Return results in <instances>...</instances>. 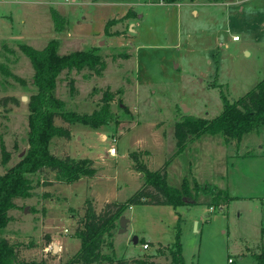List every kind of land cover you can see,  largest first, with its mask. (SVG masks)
Instances as JSON below:
<instances>
[{
	"label": "rangeland",
	"instance_id": "obj_1",
	"mask_svg": "<svg viewBox=\"0 0 264 264\" xmlns=\"http://www.w3.org/2000/svg\"><path fill=\"white\" fill-rule=\"evenodd\" d=\"M92 1L0 0V174L18 162L29 147V98L23 97H30L36 90V72L21 44L40 50L58 37L59 53L67 54L90 48L91 39L97 45L105 41L104 73L98 75L88 68L64 70L58 79L57 95L69 108L92 113L103 105L104 93L112 91V107L123 123L103 127L105 131L96 129L100 135L106 133V142L95 129L71 125L59 117L56 123L69 127L72 138H54L52 152L58 157H95L106 154L117 139L119 153L118 161L112 160L113 171H121L120 184L124 188L116 197L125 200L134 192L135 182L125 173L130 161L120 157L136 149L140 142L135 137L149 135L146 128L153 122L162 127L168 183L179 187L186 177L191 188L194 184L209 188L198 191V203L194 205H132L125 212V221H119L113 232L115 253L109 246V237L104 252L116 264H144L150 258L159 264H171L166 255L151 254L159 245L178 241L185 264H225L228 246L231 255L238 252L240 244L243 249L252 248L264 229V124L246 133L240 142L225 140L221 134L201 135L190 140L180 153L174 128L180 113L208 119L219 114L220 91L236 98L262 80L264 0H195L196 13L179 15L163 13L165 9L159 7L143 8V15L139 13L135 18L133 28L132 21L118 27V32L125 34L121 46L106 34L96 40L91 37L106 26ZM179 1L182 8L188 9L189 0ZM54 9L61 11L57 10L63 19L65 12L69 18L60 31L52 17ZM82 14L92 15L90 23L86 28H76L75 34L89 38L72 41L69 21L74 31V26L84 20ZM233 36H239V40H233ZM113 45L129 46L130 57L124 58L121 51L112 50ZM11 97L19 102H13ZM120 99L134 111L131 115L119 108ZM5 151L10 154L8 162L4 159ZM137 152L143 154L141 159L146 163L147 151ZM142 178L145 182L143 174ZM31 193L30 197L15 199L5 236L16 246L20 259L63 264L81 246L76 230L86 212L87 183H65L55 171L45 168L34 175ZM220 203H225L222 209L218 208ZM135 236L139 243L134 242ZM149 240L152 245L146 250L143 244ZM250 262L248 257L237 264Z\"/></svg>",
	"mask_w": 264,
	"mask_h": 264
},
{
	"label": "trees",
	"instance_id": "obj_2",
	"mask_svg": "<svg viewBox=\"0 0 264 264\" xmlns=\"http://www.w3.org/2000/svg\"><path fill=\"white\" fill-rule=\"evenodd\" d=\"M163 4H173L176 0H157ZM138 14L130 9L121 19H110L105 28V34L113 35L111 27L126 21L129 18H137ZM52 17L57 24V30L63 28L66 19L61 17L57 10L52 11ZM62 24V26H61ZM60 39H53L43 49L22 43L21 49L30 56L34 68L35 91L28 101L30 113L28 116L29 147L20 160L0 174V264H37L33 261L20 259L17 248L10 243L5 236L6 227L10 222V209L15 207L16 198L32 196L34 175L43 169L50 168L65 183L78 182L83 177H94L97 171L94 161L90 158H74L71 156L58 157L52 152L53 139L57 137L72 138V131L66 125L56 123L61 118L71 125L82 124L92 130L110 126L112 123L121 124L112 107L115 94L106 91L102 97L100 108L92 113H81L68 107L66 102L57 95V85L60 75L64 70L88 68L98 75L104 73L107 66L105 50L107 45H92L90 48L75 50L72 53L61 54L58 47ZM114 51H121L124 58L130 57L129 46L111 47ZM26 84L25 80H21ZM72 90L73 83L71 86ZM222 110L211 119L180 113L174 128L177 153L182 152L190 140L201 135L212 136L221 134L225 140L235 139L242 141L246 133L253 131L264 124V77L251 89L236 98H230L220 91ZM9 98H6L7 100ZM13 102L18 103L16 97H11ZM119 108L126 114L131 115L129 106L119 100ZM10 154L5 151L4 159L8 162ZM130 156L135 161L136 169L144 175L145 182L126 201H113L104 205L101 211L95 208L91 199L86 201V212L79 221L76 236L81 240L80 248L63 264H116L113 257L104 252L106 237L111 238L109 246L115 253V243L112 242L113 232L118 227V222L124 218L125 212L136 204H167L173 208L179 205H194L197 202L198 191H207L208 185L200 187L197 184L191 188L189 181L184 177L179 187L168 183L167 164L164 163L159 169L151 170L141 159L143 154L133 151ZM193 190V192H192ZM213 201H217L214 196ZM166 255L171 264H185L182 255V246L178 241L170 245L159 246L151 255ZM152 257V256H151ZM256 260L264 263V252L256 254ZM150 258V256H149ZM142 262V261H139ZM159 264L152 258L144 264ZM166 264V263H163Z\"/></svg>",
	"mask_w": 264,
	"mask_h": 264
},
{
	"label": "crops",
	"instance_id": "obj_3",
	"mask_svg": "<svg viewBox=\"0 0 264 264\" xmlns=\"http://www.w3.org/2000/svg\"><path fill=\"white\" fill-rule=\"evenodd\" d=\"M194 1L195 0H189L188 9L182 8V3L179 0L174 1L173 4H163V3L158 2L157 0H110V1L106 0L105 2H103L101 0H93L92 3H94L97 6V8L99 9V13H100L99 16L102 18V22H104L103 25H107V23L110 19H115V18L121 19V18H123L128 13V11L130 9H133L138 15H139L140 11L143 10V8H148V7H150L149 9L156 8V7L164 8L165 11H163V13L170 11L172 13L176 12V13H178V15H179V12H191V13L195 12L196 13L198 11V9L193 7L195 5ZM54 10H56V9H54ZM57 10L60 11L59 9H57ZM71 13H72V11H69L68 15H71ZM140 15H143V14L140 13ZM76 17H78V14H76ZM91 17H92V15L91 16H89L88 14L83 15L82 18L84 20L79 21L80 26L79 25L74 26V31H71V24L69 21V35L71 36L72 41L84 40L86 38H89L88 35H85L84 37H82L81 35H77L75 33L77 30L76 28H79V29L83 28V27L86 28V26L89 25V23H90ZM64 18L66 19L65 24H67L69 18H68V16L66 17V12H65ZM130 21H132V26H134L133 22L135 21V18H129V19H126V21H124V22L118 23L116 25V28L111 30L113 35H111L109 38L111 40L117 41L118 46L124 45L123 41H125V39H123V38H125L124 37L125 34L118 32V30H119L118 27H123L124 25L128 24ZM105 28H106V26H105ZM119 33L122 35H120ZM92 35L93 36H91V37H95V40H96V38L104 37L105 30L102 31V29H101L97 35L96 34H92ZM91 40H92L94 46L97 45L93 39H91ZM132 112H134V111H132ZM133 114H135V113H133ZM137 125L138 124H135L134 126H137ZM132 127L130 129H132ZM146 129L149 130L150 134L147 136L142 135V136H138V137L136 136L135 137L136 142L139 141L140 143L135 147L136 149L134 151H147L146 152L147 156L145 157L146 163L148 162L149 168L151 170H156V169H159L164 162V160H163V152L165 150L164 141H163L164 137H163V132H160V129H162V127L159 128V127H157V125H155L152 122L151 124L147 125ZM101 130L105 131L103 127ZM128 131H126V132L122 131V132H123V134L124 133L126 134ZM88 132H91V130L87 131V133ZM96 132L98 133V136L100 138L102 136L103 138H105L106 142L109 141V138L106 135V133H102L103 135H100L101 133H99V131L96 130ZM122 132H120L119 135H122ZM80 138H82V137H80ZM171 142L173 144V141H171ZM131 152H133V151H131V149H130L128 152L123 153L121 155L120 159H128L130 161L129 166L127 168L128 172H125V173L129 174V178H131V180H133L135 182V185H134L135 190L132 193V194H134L143 185L144 181L142 178V174L139 173L135 167L134 159L132 157H130V155H129V153H131ZM118 153H119V148H118ZM155 156H157V157H155ZM83 157H85V156H83ZM88 158H90L94 161V167H96V169H97L95 176L94 177H83L80 180H78V182L83 181V182L87 183V192H88L87 200L91 199L94 203L95 208L98 209V211H101L103 209L104 205L107 203H111L113 201L122 202V201H126L127 199H129L131 197L130 196L125 200H120L116 197V194L120 193V191H123V188H124L123 185L120 184L121 183L120 179H121V175H122L121 171L118 170V172H117L116 167H115L116 170L113 171L114 164L112 163V160H115L117 162L118 156H110L109 149H108L106 154L99 153V154H96L95 157L94 156H88ZM106 168H108V170L111 173L110 172L106 173ZM110 183H112V184L110 185ZM100 191H102V194H100ZM197 203H198V201H197ZM162 205H165V204H162ZM224 205H225V203H220V204H218V208L222 209V206H224ZM208 209H210L211 211H214V208L212 206H209ZM145 243H150V246L152 245V242L150 240L148 242L144 241V244ZM159 246H161V245H159ZM235 247H236V244L234 245V248ZM252 248L246 246L245 249H243L242 244H240L236 248L238 252L236 254L234 253L233 255H231L229 253V246H228V248L226 250L227 254H226V258H225V264H228V261H227L228 258H231L233 260L232 264H237L238 260L242 262V260H246V259H248V257L251 260V262L249 264H264V263H259L258 260L255 259L256 254L264 252V229L262 231V235H261L259 241Z\"/></svg>",
	"mask_w": 264,
	"mask_h": 264
},
{
	"label": "built area",
	"instance_id": "obj_4",
	"mask_svg": "<svg viewBox=\"0 0 264 264\" xmlns=\"http://www.w3.org/2000/svg\"><path fill=\"white\" fill-rule=\"evenodd\" d=\"M68 2H69V0H67ZM161 3V2H160ZM233 40H239V36H233V38H232ZM116 142H118V140L117 139H115V140H113L112 141V144H111V146H110V148H109V154H110V156H116L117 154H118V147H117V144H116ZM211 209V208H210ZM68 231V230H67ZM144 249H149V247H150V243H145L144 245ZM50 250V248L49 247H47L46 248V251H49ZM227 261H228V264H232V262H233V260L231 259V258H228L227 259Z\"/></svg>",
	"mask_w": 264,
	"mask_h": 264
},
{
	"label": "water",
	"instance_id": "obj_5",
	"mask_svg": "<svg viewBox=\"0 0 264 264\" xmlns=\"http://www.w3.org/2000/svg\"><path fill=\"white\" fill-rule=\"evenodd\" d=\"M131 28H133L132 25H131ZM104 44H105V41L100 42V46H103ZM28 98H29V97L25 95V96L23 97V100H28ZM182 108H183L184 111L187 110V107L184 106V105H182ZM25 211L27 212V208L25 209ZM124 221H125V219L122 218V219H121V222L123 223ZM133 240H134L135 243H139V242H138L139 239H138L137 236H135Z\"/></svg>",
	"mask_w": 264,
	"mask_h": 264
}]
</instances>
